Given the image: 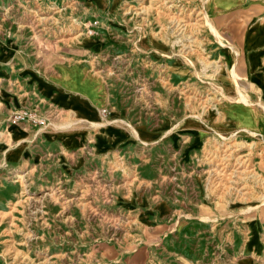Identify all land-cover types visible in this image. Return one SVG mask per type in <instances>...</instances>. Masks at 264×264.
<instances>
[{
	"label": "rangeland",
	"instance_id": "obj_1",
	"mask_svg": "<svg viewBox=\"0 0 264 264\" xmlns=\"http://www.w3.org/2000/svg\"><path fill=\"white\" fill-rule=\"evenodd\" d=\"M215 2L0 0V264H264V0Z\"/></svg>",
	"mask_w": 264,
	"mask_h": 264
},
{
	"label": "crops",
	"instance_id": "obj_2",
	"mask_svg": "<svg viewBox=\"0 0 264 264\" xmlns=\"http://www.w3.org/2000/svg\"><path fill=\"white\" fill-rule=\"evenodd\" d=\"M215 3L216 8L214 9V11L211 12L210 9L207 8V12L215 14L222 11H228L235 8L236 6L241 5L243 3V0H216ZM256 58L258 59V56ZM53 71L54 73L53 75H51V78L40 75L37 76L35 73L29 72L25 74L28 76H32L36 91L38 92L40 97L49 102L48 104L50 106H54L55 108L60 109L65 113L67 117L73 119L75 121V124H77L78 122L79 125L82 126L84 124H82L81 122L90 124L85 118L82 119L81 116H76L75 113L78 109V102L70 99V97H77L79 100L86 102L89 107L95 108L97 111V108L93 105V103L90 102L85 95L79 92L74 85V82L72 80L73 78H75L77 81H82L84 78L82 76V73L78 71V66L62 65L56 67ZM63 75H65V78H63ZM262 80L263 79L261 78L259 81L261 82ZM38 81H40V84H38ZM250 83H253L250 85H253V89L257 90V85L254 82ZM73 132L74 130L72 132L68 131L66 134H63V136H61V139H58L63 143L64 140L66 141V148H75L72 146L78 144L79 140L81 139V133H76V131L74 133ZM69 134H71L72 136L69 137Z\"/></svg>",
	"mask_w": 264,
	"mask_h": 264
},
{
	"label": "bare ground",
	"instance_id": "obj_3",
	"mask_svg": "<svg viewBox=\"0 0 264 264\" xmlns=\"http://www.w3.org/2000/svg\"><path fill=\"white\" fill-rule=\"evenodd\" d=\"M211 6V5H210ZM236 75L235 74H233V84L235 85V86H238V84H237V82H236ZM241 102H243V104H245V101L243 100V101H241ZM245 131V130H244ZM254 133V132H253ZM254 134H256V133H254Z\"/></svg>",
	"mask_w": 264,
	"mask_h": 264
}]
</instances>
